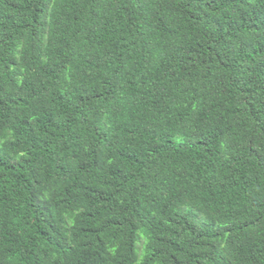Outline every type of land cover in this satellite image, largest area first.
Returning <instances> with one entry per match:
<instances>
[{
  "label": "trees",
  "instance_id": "obj_1",
  "mask_svg": "<svg viewBox=\"0 0 264 264\" xmlns=\"http://www.w3.org/2000/svg\"><path fill=\"white\" fill-rule=\"evenodd\" d=\"M0 264H264V0H0Z\"/></svg>",
  "mask_w": 264,
  "mask_h": 264
}]
</instances>
